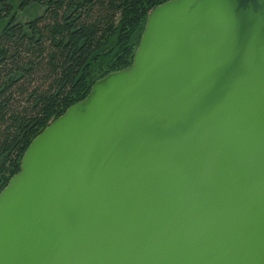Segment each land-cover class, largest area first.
<instances>
[{"label": "water", "instance_id": "water-1", "mask_svg": "<svg viewBox=\"0 0 264 264\" xmlns=\"http://www.w3.org/2000/svg\"><path fill=\"white\" fill-rule=\"evenodd\" d=\"M0 264H264V0L152 8L0 190Z\"/></svg>", "mask_w": 264, "mask_h": 264}, {"label": "trees", "instance_id": "trees-1", "mask_svg": "<svg viewBox=\"0 0 264 264\" xmlns=\"http://www.w3.org/2000/svg\"><path fill=\"white\" fill-rule=\"evenodd\" d=\"M166 0H0V190L31 140L92 84L131 64Z\"/></svg>", "mask_w": 264, "mask_h": 264}]
</instances>
